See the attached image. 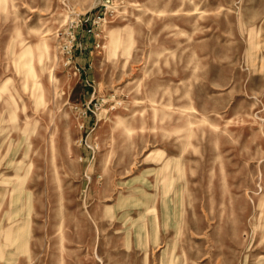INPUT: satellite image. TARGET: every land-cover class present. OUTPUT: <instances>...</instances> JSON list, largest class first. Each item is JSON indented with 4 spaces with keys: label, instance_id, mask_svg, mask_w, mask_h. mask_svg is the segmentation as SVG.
<instances>
[{
    "label": "rangeland",
    "instance_id": "obj_1",
    "mask_svg": "<svg viewBox=\"0 0 264 264\" xmlns=\"http://www.w3.org/2000/svg\"><path fill=\"white\" fill-rule=\"evenodd\" d=\"M0 264H264V0H0Z\"/></svg>",
    "mask_w": 264,
    "mask_h": 264
},
{
    "label": "built area",
    "instance_id": "obj_2",
    "mask_svg": "<svg viewBox=\"0 0 264 264\" xmlns=\"http://www.w3.org/2000/svg\"><path fill=\"white\" fill-rule=\"evenodd\" d=\"M107 1H109V0H107ZM89 30L91 31L92 29H89ZM75 40H76V35H75V33H73V34H71L69 44H66L67 45L66 47L68 48V53H70V57H72V51H73Z\"/></svg>",
    "mask_w": 264,
    "mask_h": 264
}]
</instances>
